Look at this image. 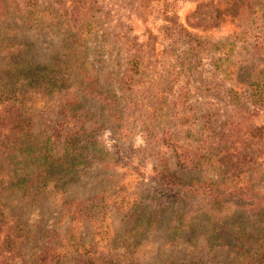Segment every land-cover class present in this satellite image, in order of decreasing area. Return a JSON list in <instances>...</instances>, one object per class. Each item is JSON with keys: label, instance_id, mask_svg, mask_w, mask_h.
Wrapping results in <instances>:
<instances>
[{"label": "rangeland", "instance_id": "374dc122", "mask_svg": "<svg viewBox=\"0 0 264 264\" xmlns=\"http://www.w3.org/2000/svg\"><path fill=\"white\" fill-rule=\"evenodd\" d=\"M34 5L45 11L31 19L26 9ZM180 24L198 40L191 42ZM17 48L18 54L9 55ZM32 58H57L68 68L71 62L76 68L68 70L82 66L119 96L123 127L106 123L97 136L120 159L118 171L128 169L127 180L145 177L143 193L165 203L173 200L157 175L163 165L188 179L244 175L258 168L264 173V85H256L264 82V0H0V84L10 63ZM71 83H76L73 74ZM5 113L8 120L12 116L0 110V140L13 135ZM36 114V124H46L49 131L53 114ZM259 126L262 135H252ZM170 139L193 153L211 150L213 164L179 168ZM103 173L95 162L80 168L72 192L95 191L106 178ZM259 186L264 188V176ZM3 203L4 232L22 221L29 238L38 242L26 237L21 248L26 260L1 252L0 264H32L51 230L63 232L69 223L51 201L30 205L9 197ZM238 203L234 199L230 207L237 209ZM163 217L138 229L115 210L92 226L94 232L83 224L78 231L85 240L92 238L87 241L94 245L97 264H220L226 258L218 246L211 249L206 226H198L192 246L183 240L168 244ZM61 264L78 263L69 253Z\"/></svg>", "mask_w": 264, "mask_h": 264}, {"label": "trees", "instance_id": "16d2710c", "mask_svg": "<svg viewBox=\"0 0 264 264\" xmlns=\"http://www.w3.org/2000/svg\"><path fill=\"white\" fill-rule=\"evenodd\" d=\"M35 6L26 9L31 19L45 11ZM179 28L191 42L198 40L183 24ZM20 49L8 53L14 56ZM10 65L4 74L6 81L0 84V110L12 113L10 120L5 113L4 121L13 134L9 140H0V254L26 260L21 254L24 240L27 237L34 244L38 242L36 237L29 238L22 221L9 225L4 232L3 199L17 197L30 205L51 201L62 218H69L63 232L51 230L48 245L34 254L32 264H61L69 253L78 264H97L94 245L87 241L92 238L85 240L78 230L83 224L94 232L92 226L98 227L100 219L115 210L124 212L130 225L138 229L155 226L164 216L166 241L171 245L183 240L192 246L197 241L198 226H206L211 249L218 246L226 255L220 264H264V188L259 186L264 173L259 168L244 175L236 172L221 178L188 179L163 165L157 175L161 186L173 196L165 203L151 192H142L145 177L127 180L128 169L118 171L120 159L100 145L99 128L111 123L119 130L124 125L119 96L86 68L68 70L76 67H70V62L68 68L57 58L16 59ZM134 66L133 71H137L138 63ZM72 74L76 80L73 85ZM132 81L134 85V78ZM256 85L264 82L257 81ZM233 88L232 83L230 90ZM37 111L53 114L49 131L46 124H36ZM261 129L259 126L251 134L261 136ZM170 140L175 143L171 156L179 168L213 164L215 154L211 150L202 152L199 148L193 153ZM93 162L100 165L106 178L95 191L73 193L79 169ZM234 199L239 202L237 209L230 207Z\"/></svg>", "mask_w": 264, "mask_h": 264}]
</instances>
